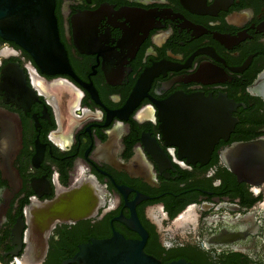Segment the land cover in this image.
<instances>
[{
    "label": "flooded vegetation",
    "instance_id": "1",
    "mask_svg": "<svg viewBox=\"0 0 264 264\" xmlns=\"http://www.w3.org/2000/svg\"><path fill=\"white\" fill-rule=\"evenodd\" d=\"M53 12L62 71L0 36V264H76L113 235L163 264H264V176L227 160L250 142L264 156V0Z\"/></svg>",
    "mask_w": 264,
    "mask_h": 264
},
{
    "label": "water",
    "instance_id": "2",
    "mask_svg": "<svg viewBox=\"0 0 264 264\" xmlns=\"http://www.w3.org/2000/svg\"><path fill=\"white\" fill-rule=\"evenodd\" d=\"M54 0H0V36L14 41L29 51L43 71L57 72V65L68 68V60L57 37L56 20L54 16ZM15 127V126H14ZM10 127L1 146L5 157H9L14 144L11 134L15 128ZM250 142L243 144L238 155L229 154L228 164L238 175L264 176V156H252ZM234 152V149H232ZM230 153V152H229ZM7 159V158H6ZM54 212L49 216V222L61 221L67 217L58 202L52 205ZM71 215L79 217L80 212ZM51 224V223H50ZM22 221L17 220L13 234L20 237ZM76 264H163L155 257L143 250V241L125 239L120 235H113L106 239H92L79 245L78 251L72 257ZM164 264H191L184 259Z\"/></svg>",
    "mask_w": 264,
    "mask_h": 264
}]
</instances>
